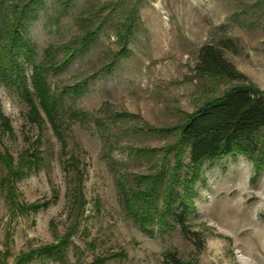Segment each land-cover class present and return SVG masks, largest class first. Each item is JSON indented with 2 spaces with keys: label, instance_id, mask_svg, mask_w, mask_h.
<instances>
[{
  "label": "rangeland",
  "instance_id": "rangeland-1",
  "mask_svg": "<svg viewBox=\"0 0 264 264\" xmlns=\"http://www.w3.org/2000/svg\"><path fill=\"white\" fill-rule=\"evenodd\" d=\"M45 1L26 23L23 75L36 109L0 74V264L28 255L20 264H172L168 253L185 264H264V130L253 159L206 162L189 194L185 182L177 188L191 203L188 238L173 221L142 230L120 186L159 171L161 149L175 144V133L151 130L176 129L236 86L264 92V0ZM97 27L87 49L35 83L49 50ZM206 45L246 80L199 76ZM133 149L158 152L135 159ZM49 246L60 254L40 257Z\"/></svg>",
  "mask_w": 264,
  "mask_h": 264
},
{
  "label": "trees",
  "instance_id": "trees-1",
  "mask_svg": "<svg viewBox=\"0 0 264 264\" xmlns=\"http://www.w3.org/2000/svg\"><path fill=\"white\" fill-rule=\"evenodd\" d=\"M19 1V2H18ZM5 2L0 8V74L8 77L10 83L17 86L23 98L36 109L26 78L23 75L26 64L32 62L33 45L26 36V23L36 20L38 13L44 9L45 0H18ZM129 34L131 27H125ZM99 28L88 31L70 43L59 46L57 50L64 53L61 61L56 62L57 50L48 51L46 61L35 69V83L48 69L68 66L77 54L94 41ZM126 44V42H124ZM195 71L199 76L213 79H244L246 77L225 57L223 51L214 45L201 48ZM41 90L37 86V91ZM42 92V91H41ZM45 94L47 93L43 90ZM48 94V93H47ZM49 99L51 96L47 95ZM46 100L44 93L41 101ZM48 101V100H46ZM264 130V92L248 84L236 86L215 100L208 102L195 113L186 115L184 122L174 130L165 132L151 130L152 134H176V142L161 149L165 156L159 171L148 175H132L129 186L122 182L125 208L142 230L151 232L149 228L158 227L161 231L170 228V221L180 225L183 234L188 238L186 226L191 212V203L187 197L177 192L182 181L187 191L200 177L201 167L206 162L242 154L253 159L262 145H258L257 136ZM264 147V144H263ZM157 150L133 149L131 156L135 159L148 158ZM174 154L173 162L168 160ZM188 154L189 162L183 157ZM173 163V164H172ZM154 168L159 166L154 164ZM186 169L184 179L181 172ZM188 175H191L189 179ZM189 180V181H188ZM194 183V184H193ZM191 184V186H189ZM161 201V205L159 204ZM197 237V234H193ZM60 247L49 246L38 250L39 256L60 254ZM33 255L18 260L20 264L32 260ZM172 264H185L176 254H166Z\"/></svg>",
  "mask_w": 264,
  "mask_h": 264
}]
</instances>
